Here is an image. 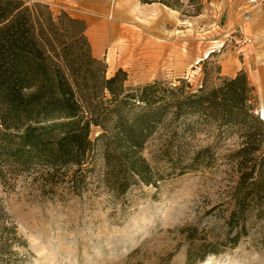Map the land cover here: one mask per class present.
<instances>
[{
	"label": "rangeland",
	"instance_id": "1",
	"mask_svg": "<svg viewBox=\"0 0 264 264\" xmlns=\"http://www.w3.org/2000/svg\"><path fill=\"white\" fill-rule=\"evenodd\" d=\"M25 1L84 20L107 76L122 69L129 86L184 81L193 90L204 82L212 88L244 71L264 122V7L245 22V0H200V14L186 0L181 11L140 0ZM183 119L174 127L182 134L190 123L194 134L175 143L181 167L170 162L177 147L165 153L167 126L155 130L142 152L161 180L157 187L137 182L117 196L98 182L100 155L81 195L65 181L49 183L44 170L0 174V258L9 264H264V206L250 207L239 220L243 193L233 155L243 145L241 134ZM100 132L93 128L92 139ZM198 155L195 166H185Z\"/></svg>",
	"mask_w": 264,
	"mask_h": 264
},
{
	"label": "trees",
	"instance_id": "2",
	"mask_svg": "<svg viewBox=\"0 0 264 264\" xmlns=\"http://www.w3.org/2000/svg\"><path fill=\"white\" fill-rule=\"evenodd\" d=\"M140 1L175 11L183 6L182 0ZM186 1L200 14V0ZM87 29L84 20L56 15L46 4L0 0V174L44 170L49 183L65 181L81 195L100 155L104 166L98 182L117 196L137 182L157 187L161 180L142 156L147 142L160 125L167 126L171 138L165 153L177 149L170 162L181 167L185 162L175 143L194 130L184 122L181 134L174 124L196 118L241 134L243 145L233 155L243 193L239 220L250 207L262 208L264 122L255 113L248 75L241 71L196 90L184 81L129 86L122 69L107 76L108 66L93 55ZM93 128L101 130L95 139ZM197 162L199 155L185 166ZM0 264L9 260L0 258Z\"/></svg>",
	"mask_w": 264,
	"mask_h": 264
},
{
	"label": "built area",
	"instance_id": "3",
	"mask_svg": "<svg viewBox=\"0 0 264 264\" xmlns=\"http://www.w3.org/2000/svg\"><path fill=\"white\" fill-rule=\"evenodd\" d=\"M245 1H246V7L243 12V18L245 22H248L252 18V11L254 9L264 7V0H245Z\"/></svg>",
	"mask_w": 264,
	"mask_h": 264
},
{
	"label": "crops",
	"instance_id": "4",
	"mask_svg": "<svg viewBox=\"0 0 264 264\" xmlns=\"http://www.w3.org/2000/svg\"><path fill=\"white\" fill-rule=\"evenodd\" d=\"M155 4H158V3H155ZM98 47V46H97Z\"/></svg>",
	"mask_w": 264,
	"mask_h": 264
}]
</instances>
